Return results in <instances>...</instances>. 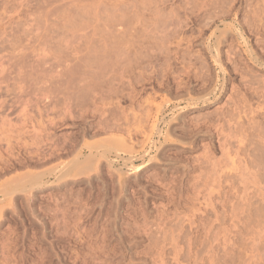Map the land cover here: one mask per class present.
<instances>
[{
  "label": "rangeland",
  "instance_id": "374dc122",
  "mask_svg": "<svg viewBox=\"0 0 264 264\" xmlns=\"http://www.w3.org/2000/svg\"><path fill=\"white\" fill-rule=\"evenodd\" d=\"M0 264H264V0H0Z\"/></svg>",
  "mask_w": 264,
  "mask_h": 264
}]
</instances>
